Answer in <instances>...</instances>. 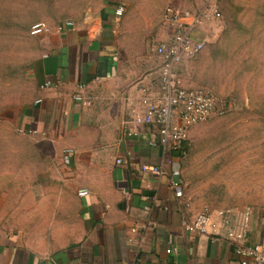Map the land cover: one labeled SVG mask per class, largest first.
<instances>
[{"label": "crops", "instance_id": "crops-1", "mask_svg": "<svg viewBox=\"0 0 264 264\" xmlns=\"http://www.w3.org/2000/svg\"><path fill=\"white\" fill-rule=\"evenodd\" d=\"M191 1L97 0L70 20L73 28L58 30L61 20L39 35L25 98L0 110V264H240L230 241L193 237L183 221L203 212L218 221L244 207L245 243L264 245V186L257 195L222 196L228 187L203 175L204 130L217 117L189 127L183 155L163 151L156 125L132 119L144 97L160 95L153 78L161 60L151 48L170 34L162 13L169 5L199 9L201 0ZM118 4L125 11L114 25ZM191 32L204 47L197 84L180 75L184 87L247 103L264 94V14H228L221 0L220 16ZM81 188L89 194L79 197Z\"/></svg>", "mask_w": 264, "mask_h": 264}, {"label": "rangeland", "instance_id": "rangeland-1", "mask_svg": "<svg viewBox=\"0 0 264 264\" xmlns=\"http://www.w3.org/2000/svg\"><path fill=\"white\" fill-rule=\"evenodd\" d=\"M96 2L0 0V110L25 98L28 70L39 50V35L61 20L82 16ZM223 4L228 14H264V0H223ZM38 23L45 30L31 34L32 26ZM184 62L179 66V77L183 75L185 80L196 83L198 55ZM238 82L241 83L239 79ZM260 88L264 89V80ZM233 97L228 113L209 122L204 130L208 142H203L201 169L204 176L214 177L228 187L223 188L222 196L245 197L251 192L257 195L264 186V94L250 95L252 100L248 103L239 94ZM247 164H253V168H246ZM249 183L253 190L244 188Z\"/></svg>", "mask_w": 264, "mask_h": 264}, {"label": "built area", "instance_id": "built-area-1", "mask_svg": "<svg viewBox=\"0 0 264 264\" xmlns=\"http://www.w3.org/2000/svg\"><path fill=\"white\" fill-rule=\"evenodd\" d=\"M220 2L221 0H201V6L196 11L169 5L162 13L161 20L170 27V34L166 39L154 43L151 48L161 60L153 78V85L158 87L160 95L154 100L144 97L142 112L134 114L132 119L136 124L156 125L160 145L168 154H185L190 126L223 116L231 109V101L226 97L202 88L184 87L178 74L179 66L198 55L204 47V41L195 38L192 29L204 20L217 19L220 16ZM124 11L123 4L114 8V25L118 24ZM73 26L72 21L65 20L58 26V30ZM44 30L45 26L38 23L32 26L31 34H39ZM47 85L48 83H45V86ZM143 90L148 92V88L143 87ZM74 99L83 102L79 93L74 95ZM72 153L70 149L64 150V165L70 164ZM115 163L121 165L126 161L118 157ZM140 170L157 175L164 174V170L158 166L141 165ZM169 186L175 189V197L181 199L183 192L180 183L171 179ZM88 194L89 191L85 188L77 191L79 197ZM250 211L249 207L239 210L226 209L219 214L218 221L209 213H198L192 219H185L183 226L193 237L204 234L223 236L234 245L235 253L241 258L240 264H247V259L251 264H264V245L245 243L249 231Z\"/></svg>", "mask_w": 264, "mask_h": 264}]
</instances>
